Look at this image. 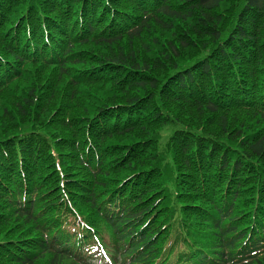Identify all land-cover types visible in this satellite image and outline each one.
Segmentation results:
<instances>
[{
	"label": "trees",
	"instance_id": "1",
	"mask_svg": "<svg viewBox=\"0 0 264 264\" xmlns=\"http://www.w3.org/2000/svg\"><path fill=\"white\" fill-rule=\"evenodd\" d=\"M158 33L216 54L163 87L123 48ZM0 90L41 128L0 138V264H264V0H0Z\"/></svg>",
	"mask_w": 264,
	"mask_h": 264
},
{
	"label": "rangeland",
	"instance_id": "2",
	"mask_svg": "<svg viewBox=\"0 0 264 264\" xmlns=\"http://www.w3.org/2000/svg\"><path fill=\"white\" fill-rule=\"evenodd\" d=\"M227 4L228 3L226 2V5ZM229 21H231V17L229 18ZM172 38H174V35H164L159 33L153 34L151 36L144 37L142 41L136 45H132L130 42L126 41L123 44V48L127 49L132 47L137 55L139 63H147L150 68V76H156L158 81L163 83V87L168 85L170 81H173L172 78L178 73H182L183 75L192 71L194 77L199 78L200 73L198 72V67L206 57H214L216 52H214L213 48L216 43L210 44L212 42L211 38H205L199 42L200 44H198L197 47L187 48L178 45L177 42L174 44L177 47V55H174L170 52V47L167 43ZM156 60H158L159 63H157ZM90 88L97 89L99 86H92ZM17 99L18 101L21 100L19 97H17ZM179 99V92L178 90H175L174 96L171 98L173 102L169 103L167 106H164L157 101L153 102V107L151 109L156 108L157 112L155 113H159L160 117L159 119L151 122L148 128L153 130L158 137V146L161 151H164L162 149L166 146L170 138L177 132H195L196 126L199 124L203 125V121L200 120L198 112L196 110H191L189 105L187 108L184 107ZM70 101L71 102L67 101L66 99L63 101L59 100V106L66 102L67 106L65 110H71L75 114H80V111L78 112L77 108L72 109V107L74 105L81 106V98H77L76 101ZM15 102L16 99H13V96H10V94L6 93V91L0 93V138L17 135L22 132H30L32 128L39 130L41 129L39 126L17 127V125H15V121H9V112H12V114L16 113V110H14ZM69 104L72 106H69ZM2 107H7L9 110H5L3 112ZM56 108L57 104L52 106L48 112V116H50V114L53 113ZM70 117L73 116H70L64 112L63 119H69ZM60 118H62V116H60L59 119ZM59 119H55L51 122L56 135H59L60 130L63 128ZM215 132H218V130ZM60 133L62 135H66L65 132ZM166 163H170L169 158L167 159ZM161 172L162 178L165 179L164 186L167 187V189H170V168L165 166L161 169ZM163 191L164 190H162L160 193H163Z\"/></svg>",
	"mask_w": 264,
	"mask_h": 264
}]
</instances>
